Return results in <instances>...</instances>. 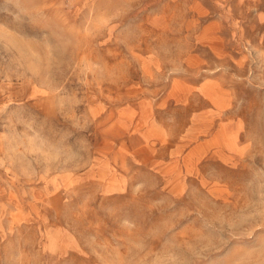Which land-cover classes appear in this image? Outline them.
<instances>
[{
	"label": "rangeland",
	"instance_id": "rangeland-1",
	"mask_svg": "<svg viewBox=\"0 0 264 264\" xmlns=\"http://www.w3.org/2000/svg\"><path fill=\"white\" fill-rule=\"evenodd\" d=\"M102 6L115 9L110 14H96L83 34L78 32L75 37V78L83 83L73 96L79 100L92 90L104 89L107 99H101L100 106H113V126L123 137L110 142L115 155L94 152L88 167L96 174L93 182L105 183L106 191L116 193L127 188L125 172L130 162L137 167L146 165L145 172L138 173L136 195L140 196L129 202L137 204L142 218H148L143 212L147 204L160 213L155 217L157 235L169 229L174 233L161 248L153 247V264H178L177 249H194L196 242L209 237L225 219L235 226L252 212L264 214V170L256 169L264 166V157L242 163L249 169L242 200L226 181L231 180L227 169L210 163L223 160L229 164L231 155L236 151L243 154L247 145H238L237 129L216 111V106L225 103L220 80L200 71L211 65L227 74L233 62L241 59L242 51L256 47L257 33L252 29L254 25L264 29V0H244V4L239 0H103ZM90 8L83 0L76 4L73 0H0V49L10 52L15 40L43 47L44 42L25 35L28 27H46L43 22L49 15L55 19L83 17ZM235 22H240L245 37H253L243 48L231 39L236 35ZM13 28L17 32L9 36ZM63 42L66 47L73 46L72 39ZM189 69L193 75L186 78ZM12 84H16L14 79ZM249 86L241 88V95L246 91L248 96L245 119L251 117L255 123L245 135L264 140V89H256L254 83ZM162 92L163 102L158 99ZM193 94L213 107L193 111L184 132L174 138L168 127L159 123L158 112L166 106L188 107ZM69 103L73 104L72 98ZM137 141L150 162L133 152L130 145ZM82 150L91 151L86 145ZM64 158L67 163L62 172L40 175L38 180L29 179L34 174L27 167L18 181L0 169V264H45L33 247L32 236L39 233H43L46 255L63 251L58 264H79L73 247L77 241L53 213L55 199L61 194L70 199L83 181L74 170L77 161L72 154L65 153ZM229 206L233 211L226 216ZM191 217L195 219L176 230ZM93 231L99 233L100 240L106 229ZM234 235L255 240L242 249L240 264H264V235L248 230Z\"/></svg>",
	"mask_w": 264,
	"mask_h": 264
},
{
	"label": "clouds",
	"instance_id": "clouds-1",
	"mask_svg": "<svg viewBox=\"0 0 264 264\" xmlns=\"http://www.w3.org/2000/svg\"><path fill=\"white\" fill-rule=\"evenodd\" d=\"M80 2L73 0L74 4ZM239 2L244 4V0ZM83 4L85 7L91 4L83 17L55 19L49 15L43 22L47 24L46 27L36 24L26 29L25 35L44 42L43 47L29 46L15 40L10 52L0 49V76H3L0 84L4 85L0 87V169L18 181L27 167L34 174L29 179L38 180L40 175L62 172L67 163L64 154L71 153L77 161L74 170L79 171L83 181L70 199L63 194L55 199L53 213L69 236L77 241L73 247L79 264H153V247L161 248L174 233L169 229L157 235L154 232L155 217L160 216V213L147 204L143 212L148 218H142L138 214L137 204L129 202L138 200L140 196L136 195L140 188L138 173H144L146 165L137 167L130 162L125 172L129 180L127 188L124 192L116 193L106 191L105 183L93 182L96 174L88 167L94 152L100 155L112 152L115 155L110 142L117 136L122 138L123 133L113 126V106L109 105L106 109L100 106L101 99H107L104 89L92 90L88 95H81L79 100L73 96L80 92V84L83 83L75 78L78 56L74 47L75 37L78 32L83 34L96 14H110L115 9L103 7V0H83ZM261 19L264 21V16ZM235 27L236 35L231 39L240 42L242 48L249 40L253 42V37L244 36L240 22H235ZM252 30L257 33L256 42L253 43L256 47L249 46L242 51L239 54L241 59L233 62L227 74L220 73V69L211 65L208 69L200 70L207 77L220 80L223 87L219 91L225 96V103L216 106V111L231 120L232 127L237 129L238 145H247L243 154L236 151L231 155L229 164L223 160L210 162L227 169L231 180L226 181L237 191L240 200L244 198L243 190L249 181V169L243 167L242 163L264 157V140L248 139L245 135L255 120L251 117L245 119L248 96L246 91L241 95V88L246 90L251 83L256 89H264V29H257L254 25ZM14 32H17L15 28L8 35L12 36ZM64 39H72L73 46L66 47ZM217 73L220 75L217 76ZM192 75L191 69L185 73L186 78ZM13 79L16 81L14 87ZM161 97L158 99L163 102V92ZM69 98L80 107L74 109ZM210 107L213 105L207 100L193 94L188 107L166 106L160 109L159 123L168 127L169 135L179 137L189 124L193 111ZM170 121H174L171 126ZM238 125L240 127L237 128ZM85 145L90 152L82 150ZM137 145L139 141L130 145L133 152L141 160L150 162L142 145ZM256 169L264 170V166ZM194 186L199 185L196 183ZM249 198H253L252 194H249ZM231 211L233 209L229 206L225 215ZM191 219L195 217L182 221L176 230ZM93 229H106L104 238L98 240L99 233ZM246 230L256 236L264 235V214L252 212L244 223L235 226L225 219L209 237L196 242L194 249H177L178 264H240L242 249L250 247L255 240H241L234 233ZM32 238L35 254L45 264H58L65 255L63 251L46 255L43 233L33 234Z\"/></svg>",
	"mask_w": 264,
	"mask_h": 264
}]
</instances>
